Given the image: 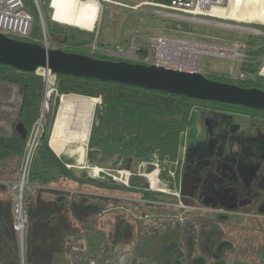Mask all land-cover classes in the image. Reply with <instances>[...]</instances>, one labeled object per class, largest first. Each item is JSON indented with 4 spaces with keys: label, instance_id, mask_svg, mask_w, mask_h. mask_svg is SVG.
<instances>
[{
    "label": "flooded vegetation",
    "instance_id": "af4514ba",
    "mask_svg": "<svg viewBox=\"0 0 264 264\" xmlns=\"http://www.w3.org/2000/svg\"><path fill=\"white\" fill-rule=\"evenodd\" d=\"M204 104L177 162L122 159L113 182L76 162L87 194L28 186L22 243L0 180V264H264V113Z\"/></svg>",
    "mask_w": 264,
    "mask_h": 264
},
{
    "label": "trees",
    "instance_id": "16d2710c",
    "mask_svg": "<svg viewBox=\"0 0 264 264\" xmlns=\"http://www.w3.org/2000/svg\"><path fill=\"white\" fill-rule=\"evenodd\" d=\"M22 1L26 7L27 0ZM170 1L151 2L168 5ZM38 2L41 3L40 0ZM263 3L264 0H240L239 5L251 23L264 25ZM32 18L34 28L35 23L39 24V18ZM45 24V35L53 49L79 53L80 47L87 44L66 25L50 21L47 17ZM247 45L251 48L250 58L257 61H247L241 66V71L242 74L254 75L261 65L258 57L264 55V38L249 39ZM205 77L233 83L223 76ZM0 83L21 91L17 118L10 132L0 135V180L16 182L19 181L32 130L39 117L44 83L42 77L35 73H22L6 67H0ZM237 84L243 88H260L261 85L250 80ZM55 89L56 93L49 94L45 122L31 151L26 172V183L30 185L46 186L60 180L87 184L83 178L68 170L58 157L65 144L75 140L77 134L84 133L87 137V126L95 103L93 99H101V104L94 110L87 147L89 151H100L99 162L109 160L117 164L127 159L157 162L162 167L177 161L182 136L191 124L193 109L205 105L180 97L69 76H56ZM60 96L63 97L59 107ZM18 123L23 124L25 137L15 131Z\"/></svg>",
    "mask_w": 264,
    "mask_h": 264
},
{
    "label": "rangeland",
    "instance_id": "374dc122",
    "mask_svg": "<svg viewBox=\"0 0 264 264\" xmlns=\"http://www.w3.org/2000/svg\"><path fill=\"white\" fill-rule=\"evenodd\" d=\"M40 1L42 3L38 2L41 4H39L40 9L35 0H27L26 4L28 13L34 18H39V24L35 23L33 28V36L39 41L43 39L42 30H46L45 17H47L50 21L60 23L62 26L66 25V27L71 29V32L77 35L79 40L86 41L87 44L81 46L78 50L79 54L96 58L103 57L109 61H121L110 53L126 49L132 39H135V43L139 47L136 53L139 58L138 61L144 62L147 58L153 61L155 52L149 39L159 35L232 49L238 54L233 59H231V56L227 58L201 55L197 62L198 72L204 76H223L236 85L239 82L250 80L258 85L261 84L259 85L260 88L264 89V55L258 57L261 65L256 74H242L241 71V66L247 61H257V59L253 60L250 58L252 56L249 53L251 48L248 47L247 42L249 39L264 38V25L253 24L249 21L247 13L240 8V0H229L223 9H213L209 14L213 18L205 17L197 20L159 16L155 14V9L151 6H142L138 10H133L137 3L131 0H110L125 4V8L105 3L102 13H97V7L91 9L89 4H80L75 0L69 1L71 3L70 6L61 3V0ZM128 7H131V9ZM50 93L51 91L47 89L45 109L36 139L40 134L41 125L45 122L44 116L47 113ZM20 97L21 91L19 88L0 83V135L10 132L18 115ZM62 97L58 98L59 107ZM93 106L91 120L87 126V137L84 133L77 134L75 140L65 144L59 153V157L65 152L63 155L65 159H74L75 163L77 162L78 164L83 163L85 160L87 164L88 152L86 155L85 153L88 147L86 150V145L94 121V110L99 105L93 104ZM199 111L197 110L194 113V118L199 115ZM36 130L37 125L33 127L31 139L29 140L30 145ZM81 146L84 148L83 150L79 149ZM68 147L70 150H68ZM81 166L77 168L69 166L67 169L79 178H89L90 171L86 168L83 169ZM111 166L112 161L105 160L99 162L97 168L105 171L106 168H111ZM57 185H60L65 190L84 192L86 194L91 192V188L87 184L77 185L70 181L60 180ZM27 186L35 185L27 183ZM52 186H56V184ZM28 191H25L26 195L29 194Z\"/></svg>",
    "mask_w": 264,
    "mask_h": 264
},
{
    "label": "water",
    "instance_id": "95a60500",
    "mask_svg": "<svg viewBox=\"0 0 264 264\" xmlns=\"http://www.w3.org/2000/svg\"><path fill=\"white\" fill-rule=\"evenodd\" d=\"M41 21L43 22L42 17ZM0 67L30 74L42 68L50 70L55 76L92 80L180 97L198 103L218 104L264 113V90L260 88H243L236 84L211 80L198 72L153 64L109 61L79 53L47 49L42 44L9 38L2 34H0ZM43 83V98L33 142L39 131L45 109L46 77ZM15 131L23 137L26 135L22 123L15 126ZM87 152V163L90 168H94L100 151L87 150L85 155ZM58 158L66 166H78L74 160H67L63 156ZM85 162L84 160L83 163ZM98 175L113 182L112 178L103 171H99Z\"/></svg>",
    "mask_w": 264,
    "mask_h": 264
},
{
    "label": "built area",
    "instance_id": "2783aa9c",
    "mask_svg": "<svg viewBox=\"0 0 264 264\" xmlns=\"http://www.w3.org/2000/svg\"><path fill=\"white\" fill-rule=\"evenodd\" d=\"M75 1L79 2L80 4H96L97 13H102L103 5L105 3H111L125 8V4L112 2L110 0ZM131 1L137 3L133 10H138V8L142 6H151L155 9V14L159 16L197 20L199 18L205 17L213 18L209 16L210 12L213 9H223L229 0H171L168 5L156 4L150 0ZM35 2L39 6L38 0H35ZM128 8L131 9V7ZM32 30L33 18L31 14L28 13L22 0H0V34L17 40L40 43L47 49H53L51 43L46 38L45 31H42L43 39L39 41L33 37ZM149 41L155 52L153 61H150L148 58L145 59L144 62L138 61L139 58L136 53L139 47L136 45L135 39L130 41L126 49L110 54L119 58L121 61L146 65L153 64L161 67L189 72H198L197 62L201 55H212L216 57L218 56L227 58H230V56L236 58L238 56L237 52L232 49L175 39L165 35L154 36L150 38ZM191 51H195V57L188 55V53ZM190 59L196 60V64L194 66L189 65L188 62ZM35 74L42 77L43 80L46 77L47 89L56 93V76L51 74L50 70L40 68L35 72ZM93 100L95 101L94 105L101 104V99L98 98ZM34 142L32 141L31 145L29 146L28 154L19 181L15 183H6L7 189L14 193L12 206L14 215V230L20 243H22V234L26 222V215L22 205L23 195L26 190H31V187H28L26 184V172ZM151 164L158 166L157 162H151ZM95 170L96 172L102 171L100 169Z\"/></svg>",
    "mask_w": 264,
    "mask_h": 264
},
{
    "label": "bare ground",
    "instance_id": "6f19581e",
    "mask_svg": "<svg viewBox=\"0 0 264 264\" xmlns=\"http://www.w3.org/2000/svg\"><path fill=\"white\" fill-rule=\"evenodd\" d=\"M67 3V2H66ZM89 6H91V9L92 8H94V7H97V5L96 4H89ZM246 31H248V30H246ZM188 55L189 56H193V57H195L196 56V53H195V51H191V52H189L188 53ZM231 58H233L232 56H231ZM189 65H191V66H194L195 64H196V60H194V59H190L189 60ZM80 150H83L84 148L81 146V148H79ZM82 153V152H81ZM84 153V152H83ZM68 160V159H67ZM71 160H74V159H71ZM82 161V160H81Z\"/></svg>",
    "mask_w": 264,
    "mask_h": 264
},
{
    "label": "crops",
    "instance_id": "0c3cea01",
    "mask_svg": "<svg viewBox=\"0 0 264 264\" xmlns=\"http://www.w3.org/2000/svg\"><path fill=\"white\" fill-rule=\"evenodd\" d=\"M66 1H67V3H66ZM69 1H70V0H61V3H63V4H67V6H68V5L70 6L71 3H69ZM52 4H53V3H52ZM72 6H73V5H72ZM54 22H55V21H54Z\"/></svg>",
    "mask_w": 264,
    "mask_h": 264
}]
</instances>
